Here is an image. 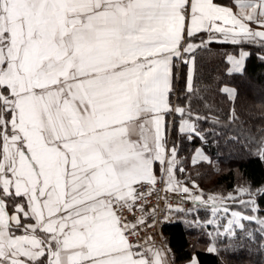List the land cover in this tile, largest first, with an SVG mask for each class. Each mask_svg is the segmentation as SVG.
<instances>
[{"label": "snow or ice", "instance_id": "obj_1", "mask_svg": "<svg viewBox=\"0 0 264 264\" xmlns=\"http://www.w3.org/2000/svg\"><path fill=\"white\" fill-rule=\"evenodd\" d=\"M201 31L208 40L191 43ZM214 41L264 48V0H0V264H167L165 250L130 241L144 220L130 224L123 212L145 197L140 185L156 182L154 163L168 184L185 171L178 146L167 147V112L180 114L189 141L205 138L198 123L208 117L192 109L195 50ZM249 55H229V72H242ZM177 59L188 97L172 108ZM250 132L264 159V127ZM195 152L193 165L209 160ZM240 191L248 199L193 196L224 250L257 233L264 241L255 214L264 191ZM225 199L236 204L218 206Z\"/></svg>", "mask_w": 264, "mask_h": 264}, {"label": "trees", "instance_id": "obj_2", "mask_svg": "<svg viewBox=\"0 0 264 264\" xmlns=\"http://www.w3.org/2000/svg\"><path fill=\"white\" fill-rule=\"evenodd\" d=\"M199 35L201 39L197 44L208 40L206 32H200ZM241 49L250 53L243 72H228V55ZM261 56H264V48L248 42L232 44L214 41L195 50V86L199 89L200 99L192 101V109L201 117H208L207 122L198 123L205 138L203 140L193 138L189 141L186 136L181 135L178 127L182 117L178 113L173 115L170 138L173 144L179 146V156L190 169V175L205 191L211 192L213 186L220 185L228 191L233 190L237 176L243 178L253 189L264 191V159L259 157L256 146L250 142L252 139L250 130L264 127V59H261ZM178 70L180 72L174 81L175 89L171 94L177 107L185 106L188 97L185 90L188 67L181 62ZM247 80L253 85L246 86ZM225 86L235 88L236 96L233 101L225 93ZM251 87H258L254 94L251 93ZM232 109H235L238 119L230 122ZM199 146L210 156L211 161L208 164L200 162L191 165L189 158L194 148ZM213 164L218 168L215 169ZM209 181L212 184H206ZM256 200L260 208L258 213L264 215V195H258ZM203 209L201 204L197 206L195 216L199 219H203ZM246 222H244L246 228L249 230L250 227V231L259 228L255 222ZM188 227L187 222L177 220L164 228L172 264H187L193 257H196L198 264H264V246H261L264 245V241L260 240L259 233L255 240L241 239L235 248L229 250H224L225 245L215 237V247L218 251L210 253L206 248L210 243L206 232ZM243 235L241 233L242 237ZM194 242L200 243L201 247H195Z\"/></svg>", "mask_w": 264, "mask_h": 264}, {"label": "rangeland", "instance_id": "obj_3", "mask_svg": "<svg viewBox=\"0 0 264 264\" xmlns=\"http://www.w3.org/2000/svg\"><path fill=\"white\" fill-rule=\"evenodd\" d=\"M214 2L219 3L217 0H214ZM201 32H205V31H201ZM199 36H200L199 33H197L191 39L190 42L193 44H197V41L201 39V38H199ZM208 36H209V34L207 33L206 38H208ZM217 36H219V34H217ZM238 52H233L230 54H236ZM175 65H176V67L173 69V72L175 75H174V80H173V90H172L171 94L174 92V89H175L174 81L176 80V77L179 75V72H180V70H178V69L181 67V59L175 60ZM228 70H229V63H228ZM252 85H253V83L251 81H248V80L246 81V86H252ZM263 86H264V84H263ZM228 87L235 89L232 86H227L226 88H228ZM256 88H258V87H256ZM256 88H253V87L250 88L252 94H254ZM226 94H227L228 98L233 101L235 99V96H236V90H235V93H233V94H228V93H226ZM171 97H172V95H170L171 106H172V108H175V107H177V105L175 103V99L174 98L172 99ZM175 114H176L175 111H169L165 114V117H164V120H165L166 126H167V134H166L167 147L169 149L173 145L170 137H171L172 122H173V117H174L173 115H175ZM198 148L201 149L203 154L209 158L208 161H204L203 163H205V164L210 163V161H211L210 156L204 151V149H202L201 146L194 148L193 153L191 155V158H189L190 162L192 160V157L196 154L195 150ZM178 152H179V146H178ZM197 160L199 161V157H197ZM178 161H179L180 167H183L185 169V171L183 173H181L179 171H177L175 173V179L172 181L171 184H168L171 188H176V181L179 180L180 181V187H179L180 190H182L184 186H187L190 189L191 195H194V196L195 195H202L203 199H207L209 196H212L215 198L227 197L229 194H232L234 196H240L241 199H248V197L246 195H241V191H240L242 189H246L247 187H249V184L243 178L237 176L235 188L233 190L228 191L224 186L220 185V186H216V187L213 186L214 189L211 192L205 191L204 188H202V186H200L198 184V182L195 179H193V177L190 175V169L186 167L185 163L183 162L182 157L178 156ZM198 163H200V162H198ZM198 163H196V164H198ZM191 165H193L192 162H191ZM212 166L215 169L218 168L216 164H213ZM153 170H154L155 176H163L167 181V176L162 172L161 165L159 163H154ZM193 181L195 182V185L198 187L193 185ZM206 184L210 185V184H212V182L209 181V183L207 182ZM197 202H198V205L201 204L202 209L204 208L203 209V212H204L203 213V219H199L197 216H195V211L197 210V206H198L197 205L195 208L188 210V211H177L175 219L173 220V222H175L177 220H182L183 222H187V224L189 226L188 228H197V229H200V230H203L204 232H206V236L209 238V241H210V243L206 247L208 249L215 242V232L217 229V224L216 223H213L211 225L207 224V220L213 219V216L208 211V209L206 207H203L205 205L202 201H197ZM208 203L211 204L212 201L209 200ZM233 204H236V201H233L231 199H225L218 206L222 207L223 205H233ZM232 210L243 212L244 208L241 205H237L236 207L232 208ZM246 214L252 215L253 213H246ZM255 214L260 216V217H264V215L261 213H255ZM219 215L224 217L223 219H221L219 221V224L222 226L223 224L226 223V220L229 217L225 216L222 212ZM256 225H258V224L256 223ZM221 230H222V228H221ZM249 230H250V227H249ZM210 233H211V235H210ZM194 243H195L194 244L195 247H201L200 243H198V242H194ZM167 253H168L169 258L171 259V254H170L169 249L167 250Z\"/></svg>", "mask_w": 264, "mask_h": 264}, {"label": "built area", "instance_id": "obj_4", "mask_svg": "<svg viewBox=\"0 0 264 264\" xmlns=\"http://www.w3.org/2000/svg\"><path fill=\"white\" fill-rule=\"evenodd\" d=\"M139 191L146 193L138 201L134 211L124 210L123 216L131 224L143 219L137 228V235L129 236L133 244L154 247L167 251L164 228L175 219L177 211H188L197 205L194 195L185 194L183 189L171 188L163 176H156L155 183L145 181ZM140 205L144 211H140ZM171 209V210H170ZM179 209V210H178Z\"/></svg>", "mask_w": 264, "mask_h": 264}, {"label": "crops", "instance_id": "obj_5", "mask_svg": "<svg viewBox=\"0 0 264 264\" xmlns=\"http://www.w3.org/2000/svg\"><path fill=\"white\" fill-rule=\"evenodd\" d=\"M217 4H220V5H222V6H232V4H233V0H231V2L230 3H217ZM235 10V9H234ZM253 27H255V26H253ZM241 51H245V52H248L247 50H245V49H241L238 53H236V54H230V55H234V56H239V53L241 52ZM249 53V52H248ZM228 59V58H227ZM247 59V58H246ZM246 59H245V61H244V68H245V63H246ZM228 63H229V69L232 67V65H231V63L228 61ZM244 68H243V70H244ZM229 71V70H228ZM243 72V71H242ZM232 73H241V72H232ZM227 87V86H226ZM226 87H224V89L226 88ZM227 89H233V88H227ZM226 92V91H225ZM226 93H228V94H233V93H229V92H226ZM158 249V248H157ZM166 252V261H167V264H172V262H171V259L169 258V256H168V253H167V251H165ZM195 261V264H198L197 263V259H196V257H193L187 264H193V262Z\"/></svg>", "mask_w": 264, "mask_h": 264}]
</instances>
